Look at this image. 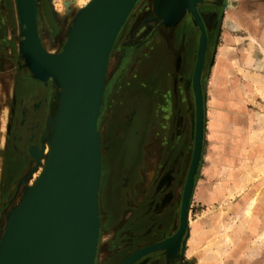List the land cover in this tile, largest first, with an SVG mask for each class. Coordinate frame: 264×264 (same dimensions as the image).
Listing matches in <instances>:
<instances>
[{"label": "rangeland", "instance_id": "374dc122", "mask_svg": "<svg viewBox=\"0 0 264 264\" xmlns=\"http://www.w3.org/2000/svg\"><path fill=\"white\" fill-rule=\"evenodd\" d=\"M1 1L0 139H4L3 146L0 145V236L7 212L18 204L25 188L38 181L45 167L41 157L42 138L60 103L59 88L49 77L46 85L50 94L43 103L48 115L40 145L31 144L28 147L27 160L21 170L15 172L14 168L5 169L6 137L15 105L14 86L21 77L22 68L30 70L21 57L22 36L16 2ZM35 1L41 44L50 55L58 53L74 16L87 5L84 3L88 0L76 3L72 0ZM153 1H136L119 29L107 62L103 99L97 120L101 145L98 215L101 212L105 217L102 228L99 225L93 264H123L132 251L151 242V237H146L150 228L148 224L153 222V225L159 220L152 221L151 217L149 219L146 216L148 213H151L150 216L155 214L150 211L152 204L147 203L146 196L159 188L157 184L164 177L167 178L163 179L162 186L170 195L159 211L171 200L167 207L170 221L166 223L168 226L159 224L163 233L158 238L171 234L177 226L194 140L195 107L191 76L200 33L188 12L175 24L166 25L154 13ZM203 19L209 39L201 77L204 138L188 219L190 227L199 224L201 231L196 238L192 234L190 238L184 236L175 248L152 252L150 259L159 257L161 264L163 261L165 264H264V60L255 50L251 53L255 60L253 64L243 61L245 57L240 51L242 44L239 43L232 44L225 52L223 42L216 36L220 18L210 16ZM160 23H163L165 33L159 30L155 32ZM176 49L179 50L178 54ZM179 54L182 61L176 71ZM223 55L228 66L220 79L218 74L223 66L219 59ZM214 64L217 66L213 71ZM148 65L155 67V76L150 74L153 68ZM143 68L147 69L144 73ZM157 76L163 80L157 82ZM129 96L142 103L147 100L146 119L138 120L136 113L130 109L132 106L119 109ZM35 123L32 121L29 126ZM37 137L39 134L36 140ZM31 146L37 149L33 151L36 161L30 155ZM131 159L133 168L139 166L140 179L127 203L133 209L140 206L137 213L139 217L130 223L127 217L130 210H127V215L109 222L108 210L101 204L102 196L104 204L108 206V200L116 195L114 188L120 189L123 170ZM14 172V176L6 181L5 173L11 176ZM34 175L38 176L34 178ZM124 185L128 190L134 187L129 180ZM254 198L256 203L249 220L244 211ZM228 226L231 230H227ZM227 235L233 236L231 243H226Z\"/></svg>", "mask_w": 264, "mask_h": 264}, {"label": "water", "instance_id": "95a60500", "mask_svg": "<svg viewBox=\"0 0 264 264\" xmlns=\"http://www.w3.org/2000/svg\"><path fill=\"white\" fill-rule=\"evenodd\" d=\"M137 0H92L78 10L60 52L47 55L37 30L35 0H15L20 24V52L33 78L68 91L72 109V149L69 157L53 156L40 181L26 187L6 215L0 236V264H93L99 235L98 188L101 145L97 120L102 104L107 62L115 38ZM221 6L223 0H154V13L166 24L187 12L199 29L191 76L195 127L191 161L180 204L178 229L168 238L133 252L136 255L180 245L192 190L201 161L204 138L202 71L207 50L206 25L199 5ZM180 15L175 22L174 16ZM169 18V19H168ZM40 58L43 60L41 61ZM31 157L34 146L29 148ZM55 158V159H54ZM37 164V163H36ZM35 168V167H34ZM166 246V247H165ZM175 248V247H174Z\"/></svg>", "mask_w": 264, "mask_h": 264}, {"label": "flooded vegetation", "instance_id": "af4514ba", "mask_svg": "<svg viewBox=\"0 0 264 264\" xmlns=\"http://www.w3.org/2000/svg\"><path fill=\"white\" fill-rule=\"evenodd\" d=\"M206 10L212 11L213 7L211 6V7L207 8ZM157 25H158L157 26L158 28L155 30V32H157L159 30V32L165 33L164 32L165 27H163V23H160ZM163 47H164V45H163ZM159 48L161 49V56L160 57L162 59L163 58L162 46ZM176 50H177V54H178L179 50L178 49H176ZM181 61H182V56L179 54L176 58V62H177L176 71L179 69ZM162 64L163 63H161V65ZM148 66H152L153 72L150 74H152V75L154 74L153 76H155V73H156L155 67L153 65H148ZM148 66H147V68H148ZM22 69H23V72L21 73V77L19 78L16 85L14 86L13 96L15 99V101H14L15 105L13 107V119H12V122L10 124L9 132L7 134V137H6V147H5L6 152H7L6 156H5V169L9 170V169L14 168L16 170L15 172H17L18 170H21V168H23V166L25 165L26 160H27V155H28V147L31 144L36 145V146L40 145V137H41L43 130H44V127L46 125V119H47V115H48V114H46L47 109L45 108L43 103L48 98V96L50 94L49 93L50 89H48L47 85H43L39 81L35 80L26 68H22ZM146 70L143 68L142 72L144 73V72H146ZM155 79L157 80V82H160L163 80L162 77H159V76H157ZM145 102L142 103L139 99L136 100L134 97L129 96L126 101L123 100V103L119 107V109L121 108V110L122 109L124 110V109L132 106V108H130V109H132L131 110L132 112L136 113V117L138 116V120L139 119L142 120L143 118L146 119V116H147L146 112H147L148 104H146ZM32 121H34L36 123L33 124L32 126L31 125L29 126V124ZM136 122H137V120L135 121V124H136ZM42 123H43V126H42ZM150 123H151V121L148 123V128L150 127ZM46 132H47V130L45 131L44 134H46ZM38 134H39V137H37L38 140H36V136ZM127 143H128V141H127ZM132 144H133V142H132ZM141 160H142V158H141ZM132 162H133V160L130 161L127 164V166L125 167V169L123 170V177H122V181L120 183V189L116 190L114 188L113 191L116 192V195H112L110 200H108V206H106L104 204V195L102 196L101 204L103 205L105 210H108V212L107 211L106 212L108 213V216H109V222L110 221H116V219L118 217H123L124 215H127L128 214L127 210H130V213L127 216L130 223H133V220L138 219V217H139L137 213L139 212L140 206L137 205L133 209L130 206H128V203H127L128 199H130V195L136 191V189H137L136 184L139 182V179H140L139 171H138L139 166H136L133 168ZM15 172L11 176L7 175V173H5L6 174V181H9L14 176ZM165 178H167V177L162 178L161 182H159V184H157V187L159 186V188L157 190H155L154 193L152 192L151 195L148 194L146 196L147 203L152 204L149 207L150 211L152 213H155V214H152V216H150L151 213H148V215H146V216L149 219L151 217L153 219L152 221H154V220L158 221L159 220V222H157V223L155 222L153 225H151L153 222H150L148 224L150 228L148 229L149 232H148L146 237L147 238L151 237L152 240H151V242H148L145 245H143V246L137 248L136 250L132 251L130 254H132L133 252H135V251H137L143 247H146V246L154 244V243H158V242L170 237L179 227L180 207H179V211H178L177 226L174 229V231L169 235H166V236L163 235L162 237L158 238L160 236V234L163 233V230H160L159 224L161 223V225H163V224L167 225L170 221V213L168 212L167 207L170 204L171 200H169L170 202L167 203L161 211H159V207L164 203L165 200L168 199V197L170 195V194H168L167 189H165L162 186L163 179H165ZM128 180L132 181V185L134 186L130 190H128L129 188L125 189L126 185H124V184H126V182ZM112 181H113V178H112ZM104 194H105V192H104ZM134 197H135V195H134ZM134 197L132 196L133 199H134ZM106 208H108V209H106ZM99 215H100L99 217L101 218L100 219L101 220L100 221V227L102 228V226H101L102 222H103L102 220L105 216H103L101 212H99ZM155 216H156V219H155ZM106 217H107V214H106ZM152 226H153V228H152ZM155 229H157V231ZM167 249H170V248H167ZM130 254H128L127 256H129ZM152 254L153 253H149V254L143 256V258L141 260H137V261L144 262L143 264H161L159 257H154L152 260L150 259L152 257L151 256ZM144 260H146V261H144ZM139 262H137V264ZM162 264H165V262L163 261Z\"/></svg>", "mask_w": 264, "mask_h": 264}, {"label": "crops", "instance_id": "0c3cea01", "mask_svg": "<svg viewBox=\"0 0 264 264\" xmlns=\"http://www.w3.org/2000/svg\"><path fill=\"white\" fill-rule=\"evenodd\" d=\"M211 6L213 10L207 11L206 9ZM2 8V1L0 0V16L3 15ZM199 11L206 14L201 16L202 19L210 16H218L220 18L219 32L216 33V36L223 42L222 48L225 52L228 51L232 44L239 43V45L242 44L240 51L244 53L245 57L243 61L246 60L248 64H253L255 60L251 53L255 50L259 52L261 59L264 60V0H223L221 6L208 3L199 5ZM244 42L249 45L246 46ZM223 58L224 55L219 59L222 60L221 65L223 66L221 73L218 74L220 79L228 66L226 58ZM215 65H213V71L214 67L216 68L217 66Z\"/></svg>", "mask_w": 264, "mask_h": 264}, {"label": "bare ground", "instance_id": "6f19581e", "mask_svg": "<svg viewBox=\"0 0 264 264\" xmlns=\"http://www.w3.org/2000/svg\"><path fill=\"white\" fill-rule=\"evenodd\" d=\"M72 1L75 2V3L76 2H82V0H72ZM91 1L92 0H88V2H86L84 4L85 5L86 4L89 5L91 3ZM134 7H135V4L131 8L129 14L131 13V11H132V9ZM129 14L127 15V17L129 16ZM179 17H180V15L177 16V14H176V16H174V20H170L168 18L169 19L168 23L169 22H172V23L175 22L176 20L179 19ZM203 23H204V21H203ZM205 31H206V35H207V44H208V40H209L208 39V34H207V30L206 29H205ZM113 45H114V43H113ZM113 45H112V47H113ZM47 55H49V53H47ZM40 60L43 61L41 58H40ZM2 139H4V138L0 139L1 140L0 141L1 142V144H0L1 146H3L2 145L3 144V140ZM42 149H43V151H42L43 153H42V156H41L42 157V164L45 165V167H44L43 171L41 170V172L39 174L40 176H39L38 181H40L41 178L43 177V175L45 174V171H46L47 167L49 166V164H50V162H51V160H52L54 155H55V158L57 157V159L58 158L60 159L61 157H69V155L71 154V149H72V109H71V101H70V97H69L68 91L66 93V97L63 98V99H60L58 111L55 114V116H53V119L50 122V125H49V127L47 129L46 134H44ZM33 156L35 157L34 152H33ZM1 170H2V165H1V161H0V173H1ZM37 173H39V172H37ZM37 176L38 175H34V178H36ZM256 197H257V195L255 196V198ZM255 198H254V201L251 204H249L247 206V208L245 209V211H244V215H246L247 219L250 216H252V209H253L254 204L256 203ZM188 219H189V208H188V212H187V222H186V225H185V228H184V232H183L182 238L184 236H186V235H188V237H189V235H191V234L193 235V237L196 238V236L201 231V227H200L199 224H197V225L195 224V225L190 227V224L188 223L189 222ZM99 220H100V217H99ZM249 220H250V218H249ZM227 230H231V228L228 226ZM219 236L221 237L220 234H219ZM222 236H223V234H222ZM263 237H264V231H263ZM232 240H233V236L232 235H227L226 236V243H231ZM174 243L173 244L172 243L168 244L167 245L168 248H171V247L177 245V244H174ZM147 254H149V253H146V254H143V255H141V254L140 255H136L135 257H133L130 260L131 261L130 264H134L138 259H140L141 257H143V256H145ZM217 261H219V260H217Z\"/></svg>", "mask_w": 264, "mask_h": 264}]
</instances>
